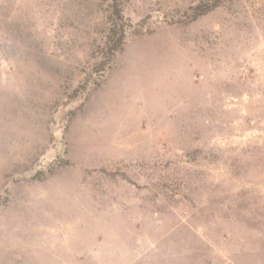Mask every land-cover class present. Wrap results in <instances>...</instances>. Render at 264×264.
Wrapping results in <instances>:
<instances>
[{
  "label": "rangeland",
  "instance_id": "rangeland-1",
  "mask_svg": "<svg viewBox=\"0 0 264 264\" xmlns=\"http://www.w3.org/2000/svg\"><path fill=\"white\" fill-rule=\"evenodd\" d=\"M0 0V264H264V0Z\"/></svg>",
  "mask_w": 264,
  "mask_h": 264
},
{
  "label": "trees",
  "instance_id": "trees-1",
  "mask_svg": "<svg viewBox=\"0 0 264 264\" xmlns=\"http://www.w3.org/2000/svg\"><path fill=\"white\" fill-rule=\"evenodd\" d=\"M122 1L110 0L107 21L109 23L108 33L103 51L104 61L101 62V67L113 61L115 55L122 51L127 37L128 26L124 22L122 15ZM223 0H206L189 8L188 15L191 20L205 15L213 11L222 4Z\"/></svg>",
  "mask_w": 264,
  "mask_h": 264
}]
</instances>
